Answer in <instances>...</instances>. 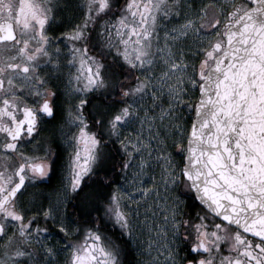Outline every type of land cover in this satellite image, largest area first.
Masks as SVG:
<instances>
[{"label":"snow or ice","instance_id":"6c2138e0","mask_svg":"<svg viewBox=\"0 0 264 264\" xmlns=\"http://www.w3.org/2000/svg\"><path fill=\"white\" fill-rule=\"evenodd\" d=\"M129 253L264 264V0H0V264Z\"/></svg>","mask_w":264,"mask_h":264},{"label":"flooded vegetation","instance_id":"af4514ba","mask_svg":"<svg viewBox=\"0 0 264 264\" xmlns=\"http://www.w3.org/2000/svg\"><path fill=\"white\" fill-rule=\"evenodd\" d=\"M134 259H135V255L132 253V258L129 260L128 264H134V261H133Z\"/></svg>","mask_w":264,"mask_h":264},{"label":"trees","instance_id":"16d2710c","mask_svg":"<svg viewBox=\"0 0 264 264\" xmlns=\"http://www.w3.org/2000/svg\"><path fill=\"white\" fill-rule=\"evenodd\" d=\"M132 258V253H129V255L126 257L125 264H128L129 260Z\"/></svg>","mask_w":264,"mask_h":264},{"label":"rangeland","instance_id":"374dc122","mask_svg":"<svg viewBox=\"0 0 264 264\" xmlns=\"http://www.w3.org/2000/svg\"><path fill=\"white\" fill-rule=\"evenodd\" d=\"M133 261H134V264H136V258Z\"/></svg>","mask_w":264,"mask_h":264}]
</instances>
